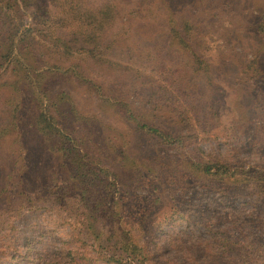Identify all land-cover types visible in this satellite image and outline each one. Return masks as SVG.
<instances>
[{
	"label": "rangeland",
	"instance_id": "1",
	"mask_svg": "<svg viewBox=\"0 0 264 264\" xmlns=\"http://www.w3.org/2000/svg\"><path fill=\"white\" fill-rule=\"evenodd\" d=\"M82 1L93 8L103 2ZM115 1L121 17L107 32L106 56L101 60L77 55L70 61L50 59L45 47L49 43L37 35L38 50L45 52V59L66 68L46 78L55 101L58 94L67 93V100L58 105L60 126L78 136L89 123V129L97 130L90 136L89 145H95L92 155L107 153L100 165L109 176L105 185L94 181L88 187L109 194L99 209L106 220L96 219V233L85 227L88 220L84 221L83 213L89 210L91 198L89 204L81 201L71 167L47 149L49 141L36 130L32 89L19 80L14 63L0 66V264H121L110 261L113 253L104 250L114 244L110 240L114 222L106 218L114 210L120 214V226L139 245L152 250L161 264H203L207 259L206 264H264V232L259 241V232L253 234L252 250L258 252L250 253L254 259L247 263L240 256L235 261L211 258L208 246L216 240L209 226L223 222L217 217L232 222L230 197L219 190L231 188L218 180L189 175L182 167L184 160L224 152L230 157L225 160L235 167H256L264 173V141L259 142L264 138V29H260L264 0ZM39 5L47 18L60 21L52 28V40L66 35L60 16L68 17L72 5L59 0L52 5L41 0ZM171 16L181 31L185 21L192 24V46L209 66L208 74L194 72L186 50H180L171 36ZM74 62L80 63L83 72ZM76 73H84L95 89ZM193 78L199 97L193 104L198 112L191 107V124L183 121L174 101ZM100 88L112 101L154 111L158 123L173 133H194L200 151L194 149L193 141L163 144L136 131L134 125L103 109L102 93L96 90ZM183 101L190 99L182 97L179 106ZM232 188L229 191L238 193L240 202L264 194V182ZM249 218L253 219L243 217L244 221ZM242 245L250 252L251 246ZM61 250L65 252L62 259L57 256ZM242 255L247 257L246 252Z\"/></svg>",
	"mask_w": 264,
	"mask_h": 264
},
{
	"label": "trees",
	"instance_id": "2",
	"mask_svg": "<svg viewBox=\"0 0 264 264\" xmlns=\"http://www.w3.org/2000/svg\"><path fill=\"white\" fill-rule=\"evenodd\" d=\"M39 1L41 0H0V66L6 67V64L14 63L13 71L17 73L19 80L24 82L27 88L32 89L34 95L33 101L37 102L33 118L34 126L38 133L49 141L50 145L47 149L54 156L59 155L71 167L74 179L78 184L77 194L80 195L81 201L85 200L89 204V199L91 198L92 204H89V210H87V213L84 212L83 215L84 221L88 220L85 223V227L89 230H94V233H96V219L98 217L105 219L99 212V209L109 194L99 190H88V187L92 186L94 181H99L100 184L104 183L105 185L106 179L109 176L107 169L100 165L103 164L104 155L107 153L105 151V154H97L95 158L92 155L95 145L94 147L89 145L90 136L93 134V131L97 130L89 129V123L86 124L85 130L78 136L69 134L67 132L68 128L64 129L60 126L58 105L67 100V93L61 92L58 94L59 100L55 101L50 95V88L46 84V78L51 75L53 76L60 69L66 68L61 64H54L45 59V52L38 50L37 43L40 41H38L37 35L40 36L39 39H43L41 42L49 43L45 47L50 55V59L58 58L70 61L71 58L74 60L77 56H91L96 60H101L106 56V50L104 49L106 47L105 38L107 32L117 26L122 10L115 0H103L101 6L96 8L85 6L82 0H59L60 4L72 5V7L68 10V17L65 14L60 16V20L64 21L61 27L64 31L67 29L68 33L56 36L57 39L54 41L51 38L52 28L54 25L59 24L60 21L55 18L54 21H52V18H47L43 7L39 5ZM47 1L51 5L56 3V0ZM30 19L31 21L29 22ZM33 20H35V23H33ZM73 23L75 24L74 27H72ZM260 29H264L263 24H260ZM170 32L171 36L176 38L180 50H186L185 53L189 58V64L192 67H196L195 70L193 69L194 72L204 70L205 74H208L209 66L205 65L203 58L192 46L195 37L192 24L189 21H185L183 23V31H181L178 28V23L171 16ZM107 46H110V44ZM255 64V69L259 72L258 74H261V68L259 70L257 62ZM72 65L83 72L84 69L80 63L74 62ZM252 66L253 64L250 63L249 67ZM69 69L71 68H67L68 72L73 71ZM76 75L81 81L87 83L88 86L90 85L92 89H95L94 87L96 86L92 83L93 81L88 79L84 73H76ZM194 82L195 78L189 81L187 89L181 91L174 101L176 109L179 107L181 109L180 114L183 121L189 120L190 123L192 122L190 117L193 115V109L196 111L198 108V106L193 105L197 97H199L197 86L194 85ZM96 90L98 93L99 91L102 93H99V95L101 98L100 104L103 106V109L119 115L129 124L134 125L133 128L136 131H141L149 136H155L163 144H189L193 141L195 145L194 149L200 151L199 142L195 139L197 136L194 133H173L158 123L154 111L132 106L125 102L112 101L110 98L104 96L106 93L103 88ZM182 97L189 98L190 102L183 101L179 106V101ZM69 102L72 104L71 100ZM32 110H28V113H31ZM13 112L16 116V110ZM185 129L190 130L188 127ZM201 129L203 133L207 132L208 134L206 128ZM205 137L206 135H204ZM54 139L56 143H53ZM263 141L264 138L259 142L262 143ZM207 153V158L198 155L195 160H184L182 163L184 171L194 177L213 181L218 180L224 185L230 186L231 189L229 190H232V187L259 185L264 182V173L257 170L256 167H253V169L246 168L244 165L235 167L231 160H225L230 159V157L224 154V152ZM229 190L219 191L224 196L230 197L228 214L231 216L230 221L232 222L230 223L224 218L217 217L218 220H223V222L211 223L213 226L205 224V226H209V234L212 233L213 238L216 240L212 244L213 246H208V251L211 258L217 257L221 259L227 257V259L231 258L232 261H235L240 256V259L244 258L247 263L249 258L254 259L253 256H250L258 252L252 250L253 243L256 242L253 234L259 232L257 238L259 241L264 232V194L260 193L256 195L254 193L256 195L255 199L245 200L243 198L245 201L240 202L238 200L239 194L231 193ZM87 206L85 205L84 207ZM111 213L112 215L106 216V218L114 222H112L114 224L113 236L110 237V240H114V244H112L110 249H104L110 250L113 253L109 260L121 264L124 262L123 259L129 260L130 264H161V259L157 255L155 256L152 250L139 245L131 232L126 231L125 227L120 226L117 220V217H120L119 212L115 213L114 210ZM245 216L253 217V219H246V222L243 219ZM206 219L204 218V220ZM206 222H210V220L207 219ZM214 228L218 229L214 230ZM156 230H154L155 233ZM243 243H247L248 247L251 246L249 248L250 252L249 250H245L243 245L241 246ZM18 249L15 251H18ZM262 249L260 247L259 250ZM243 252H246L247 257L242 255ZM64 253L61 250L57 253V256L62 259ZM261 257L264 259V250L261 251ZM206 263H209L208 259L203 264ZM217 264H219L218 261Z\"/></svg>",
	"mask_w": 264,
	"mask_h": 264
}]
</instances>
